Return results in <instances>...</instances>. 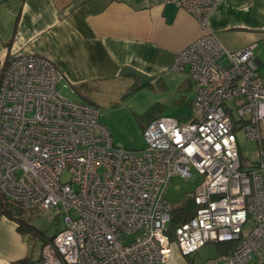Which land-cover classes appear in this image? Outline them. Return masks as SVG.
<instances>
[{
    "label": "built area",
    "instance_id": "2783aa9c",
    "mask_svg": "<svg viewBox=\"0 0 264 264\" xmlns=\"http://www.w3.org/2000/svg\"><path fill=\"white\" fill-rule=\"evenodd\" d=\"M220 1L164 0L203 30L170 67L193 82L194 113L153 119L140 149L115 145L95 105L63 95L74 88L52 61L8 57L0 77V193L64 216L42 246L41 264H155L169 261L174 245L186 257L228 241L236 242L232 252L207 264H264V78L255 44L228 51L211 31ZM240 125L257 145L254 160L242 157ZM174 175L195 184V209L171 236L166 191Z\"/></svg>",
    "mask_w": 264,
    "mask_h": 264
},
{
    "label": "crops",
    "instance_id": "0c3cea01",
    "mask_svg": "<svg viewBox=\"0 0 264 264\" xmlns=\"http://www.w3.org/2000/svg\"><path fill=\"white\" fill-rule=\"evenodd\" d=\"M209 27L228 51L255 44V61L264 78V0H221ZM202 34L190 13L164 0H0V77L8 57L24 52L52 61L61 82L88 101L89 92L121 78L131 83L127 88L136 82L140 86L131 74L121 75L124 67L151 77L145 85L166 88L177 81L178 91L196 92L186 72L170 67ZM0 223V264L30 259L16 225L5 217Z\"/></svg>",
    "mask_w": 264,
    "mask_h": 264
},
{
    "label": "rangeland",
    "instance_id": "374dc122",
    "mask_svg": "<svg viewBox=\"0 0 264 264\" xmlns=\"http://www.w3.org/2000/svg\"><path fill=\"white\" fill-rule=\"evenodd\" d=\"M176 82L169 83L166 88H161L156 83L139 86L135 91L126 93V89L131 83L127 78H121L99 90L89 92L90 102L98 108L99 119L109 129L115 145L133 150L140 149L145 146L142 124L154 115L177 116L183 121L193 115L194 107L191 105V101L195 99L196 92L190 89L180 92L174 86ZM60 88L61 83H58V89ZM61 92L71 100L88 101L79 93H70L67 89H62ZM180 95H184V98H181ZM236 130L238 146L243 157L254 160L257 145L246 139L241 125ZM68 177L69 175L65 173L61 179L66 181ZM194 189V183L185 181L179 175H174L166 191V197L174 206H177L190 197ZM2 217L5 216H0V219ZM25 218L28 220V224L36 229L34 233L27 230V225L18 230L16 222L6 217L5 220L16 225L17 234L23 238L21 243L24 242L28 247V256L33 262L28 261L26 264H41L38 262L40 244L45 237L54 236L57 231L64 227V216L56 210L42 212L33 210V212L27 213ZM167 227H169V223ZM131 237L132 235L129 236V238ZM218 255L222 254L218 245L213 242L205 244L198 252L186 257L182 256L174 245L171 259L158 264H207L209 259ZM12 264L22 263L15 262Z\"/></svg>",
    "mask_w": 264,
    "mask_h": 264
},
{
    "label": "trees",
    "instance_id": "16d2710c",
    "mask_svg": "<svg viewBox=\"0 0 264 264\" xmlns=\"http://www.w3.org/2000/svg\"><path fill=\"white\" fill-rule=\"evenodd\" d=\"M147 85H150V84H147ZM137 88H139V86H138V83L136 82L135 84L131 85L128 89H126L127 90L126 93L133 92ZM88 102L91 103L90 101ZM160 116H163V115L156 114L152 118H150L147 122L142 124L143 129L146 128V126L148 125L150 121ZM262 143H264V141H262ZM243 159L245 158L243 157ZM194 209H195V206L193 203L192 195L188 197L185 201H183L181 204L173 207V211L171 212V217H170L169 227H168V232L171 236H173L174 228L177 225L186 221L194 214ZM30 212H33V210H28V209L23 208L19 204L11 201L10 199H8L7 197H5L4 195L0 193V216H5L6 218H9L13 220L14 222H16L18 230H21L22 227H25L24 225H27L28 226V227L26 226L27 230H31V232L34 233L36 229L34 228V226H31L30 224H28V220H26L25 218L27 213H30ZM52 238L53 236L51 238H47L46 240L43 239L44 242L42 246L48 241H50ZM216 244L218 245V249L221 252V254L231 253L232 250L236 246V242H233V241L216 243ZM27 261H29V258L20 259L17 262H20L23 264ZM155 264H158V263H155Z\"/></svg>",
    "mask_w": 264,
    "mask_h": 264
},
{
    "label": "water",
    "instance_id": "95a60500",
    "mask_svg": "<svg viewBox=\"0 0 264 264\" xmlns=\"http://www.w3.org/2000/svg\"><path fill=\"white\" fill-rule=\"evenodd\" d=\"M123 74H131L133 77H135L139 81L140 86H143L152 80L151 77L146 76V75L142 74L141 72H139V71H137L131 67H124L121 70V75H123Z\"/></svg>",
    "mask_w": 264,
    "mask_h": 264
}]
</instances>
